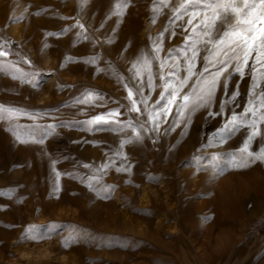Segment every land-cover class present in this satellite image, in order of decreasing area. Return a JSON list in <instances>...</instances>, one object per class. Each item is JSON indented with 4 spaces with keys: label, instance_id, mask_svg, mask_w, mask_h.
Returning <instances> with one entry per match:
<instances>
[{
    "label": "rangeland",
    "instance_id": "rangeland-1",
    "mask_svg": "<svg viewBox=\"0 0 264 264\" xmlns=\"http://www.w3.org/2000/svg\"><path fill=\"white\" fill-rule=\"evenodd\" d=\"M105 2L102 12L86 4L81 11L78 0H0V43L7 42L9 60H30L31 66L22 62L20 66L38 73L36 79L42 85L33 88L0 75V103L30 112L60 109L57 116L65 120H83L117 107L115 103L63 107L85 90L95 89L106 100L126 103L122 85L96 69L110 61L127 76L130 62L149 45L150 36L163 31L166 19L160 17L153 24L152 0H132L117 24L110 14L115 0ZM77 19L85 24L92 41H77L75 28L64 35H47L72 27ZM181 40L177 36L169 41L166 34L165 48ZM93 55L102 58L98 64L84 63ZM235 83L229 82V95ZM248 86L245 77L238 104L226 106L222 115H209L219 112L220 103L228 98L218 89L215 103L193 116L184 135L180 124L155 146L149 140L142 146H127L131 172L117 173L113 168L104 175L105 183L116 185L114 198L107 201L97 199L67 173L86 174L83 163L106 162L109 146H116L115 135L67 127L58 128L59 135L44 145L20 144L0 121V192H12L0 195V264H264V165L258 162L247 170H230L215 184L207 183L210 173L190 166L193 154H203L207 164L212 155L226 160L243 147L247 138L243 129L224 144L203 146L230 119V109L241 112L246 106ZM157 98L158 90L152 93L153 101ZM55 122L50 116L39 121ZM17 123L33 121L22 116ZM259 139L250 150H259ZM53 161L62 173L61 190L55 196L50 195ZM149 176L158 177V183ZM249 177L259 178L250 186L239 179ZM203 215H211L212 220L203 223ZM50 224L59 227L47 238L23 239L29 227L37 226L44 233ZM73 226L96 239L63 247L62 240ZM124 239L134 247L106 246V241Z\"/></svg>",
    "mask_w": 264,
    "mask_h": 264
},
{
    "label": "snow or ice",
    "instance_id": "snow-or-ice-1",
    "mask_svg": "<svg viewBox=\"0 0 264 264\" xmlns=\"http://www.w3.org/2000/svg\"><path fill=\"white\" fill-rule=\"evenodd\" d=\"M87 3L88 0H78L81 11ZM130 5L132 0H115L110 14L117 18V24L122 22ZM151 12L153 24L160 17H165V27L156 37H149V45L142 48L130 62L126 70L128 75H122L110 61L106 62L105 68L96 69L97 72L109 73L117 84L122 85L127 93L122 98L126 103L111 98L106 100L105 94L95 89L85 90L70 102H65L63 107L96 108L106 107L108 103H115L117 107L83 120L60 119L57 116L60 109L30 112L25 108L0 103V121L6 123L15 142L20 144L44 145L47 139L59 135L58 128L67 127L87 133L115 135L116 146H109L106 162L100 165L83 163L82 167L88 170L86 174L67 173L72 179L85 184L100 200L114 198L116 185L107 184L103 179L110 169L114 168L117 173L131 172L132 165L124 151L127 146H142L146 140L155 146L161 138L175 132L180 124L184 125L181 135L186 134L193 116L202 109H210L215 103L218 89H222L228 98L220 103L219 112H209V115H222L226 106L238 104L240 82L245 77L249 79L246 106L241 112L230 109V119L213 134L209 144L203 146L224 144L243 129L247 135L243 147L226 160L212 155L207 164L203 163V154H193L190 166L199 172L210 173L207 183L215 184L230 170H247L258 162L264 165V0H152ZM73 28L78 30L77 41H92L85 24L79 19L72 27L47 35H64ZM166 34L169 41L177 36L182 37L181 43L165 48ZM6 44L0 43V75L10 76L12 80L30 84L33 88L41 87L36 79L38 73L20 66L21 62L31 66V61L27 58L22 61L9 60L10 52ZM101 59L99 55H93L85 59L84 63L95 65ZM68 60L75 62L71 57ZM233 80L236 81L235 90L229 95V82ZM157 90L158 98L153 101L152 93ZM22 116L29 117L33 123H17ZM45 116H50L56 122L39 123ZM169 116L172 117L171 121ZM257 138H260L259 150H250ZM93 143L101 144L104 141ZM51 168L54 179L50 195L55 196L61 190L62 173L56 170L55 161ZM148 179L158 183L159 178L149 176ZM11 194V190L0 192V195ZM200 219L208 223L212 216L203 215ZM58 227L57 224H50L47 232L42 233L37 226H31L23 239L43 240ZM95 239L87 230L73 226L62 244L67 248L78 242ZM106 246H118L121 249L134 247L126 239L106 241Z\"/></svg>",
    "mask_w": 264,
    "mask_h": 264
},
{
    "label": "bare ground",
    "instance_id": "bare-ground-1",
    "mask_svg": "<svg viewBox=\"0 0 264 264\" xmlns=\"http://www.w3.org/2000/svg\"><path fill=\"white\" fill-rule=\"evenodd\" d=\"M105 0H90L88 1V3L86 4V6L90 9H100L102 12L105 9Z\"/></svg>",
    "mask_w": 264,
    "mask_h": 264
},
{
    "label": "clouds",
    "instance_id": "clouds-1",
    "mask_svg": "<svg viewBox=\"0 0 264 264\" xmlns=\"http://www.w3.org/2000/svg\"><path fill=\"white\" fill-rule=\"evenodd\" d=\"M259 177H249V178H239L240 180H242L244 183L246 184H251V181L254 180V179H258Z\"/></svg>",
    "mask_w": 264,
    "mask_h": 264
}]
</instances>
